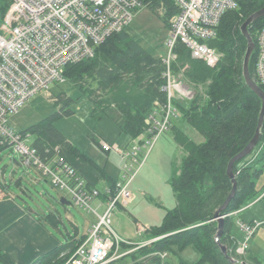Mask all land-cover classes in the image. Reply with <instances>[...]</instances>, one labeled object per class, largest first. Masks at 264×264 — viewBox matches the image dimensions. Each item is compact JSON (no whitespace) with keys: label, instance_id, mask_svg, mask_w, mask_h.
<instances>
[{"label":"trees","instance_id":"obj_1","mask_svg":"<svg viewBox=\"0 0 264 264\" xmlns=\"http://www.w3.org/2000/svg\"><path fill=\"white\" fill-rule=\"evenodd\" d=\"M162 1L166 11L161 18L170 27L169 20L178 11L174 0H152L149 8L157 11ZM236 1L238 8L225 12L217 28V36L208 41L210 46L223 54L215 66L194 58L184 43L178 41L175 46L178 57L173 62V71L194 92L191 100H176L175 104L183 119L204 139L198 142L182 131L175 132L176 141L185 151L178 171L171 179L177 203L166 209L160 224L145 228L147 240L156 238L151 243L143 246H140V242L122 243L124 249L137 247L131 254L134 257H147L151 264H170L169 259L162 258L159 252L177 255L190 245L199 255V263L234 264L222 252L220 244L227 245L229 255L239 260L237 248L240 242L232 231L234 217L244 221L239 215L264 193V153L257 155L259 157L256 163L244 161L247 157L237 161L234 166L238 181L237 192L225 210L227 215L224 233L217 240L218 222L214 219V214L233 186L228 175L229 161L255 135L262 108L261 98L245 82L243 61L248 41L241 26L249 15L264 6V0ZM10 4L11 0H0L2 19ZM263 25L264 17L249 26L256 42V49L250 60V73L256 81L257 31ZM127 28L99 44L94 57L67 65L64 73L67 80L92 100L93 117L101 118L109 107L115 106L124 115L120 124L122 131L136 138L146 130V118L155 109L156 101H167V94L162 90L166 83L163 77L165 64L162 55L156 56L150 52L131 36ZM55 97V103L63 102L60 110L21 132L34 137L32 144L45 161L56 165L62 158L86 181L88 190L99 189L100 195L108 200L116 195L119 179L111 177L104 166L74 145L56 127L54 121L58 116L74 112L70 108L74 99L63 92ZM263 139L264 126L259 143ZM7 147H10L8 143L0 142V159L1 152ZM102 179L108 184L107 191L99 188ZM119 207L126 208L123 205ZM235 212L237 213L234 214ZM53 214L47 213L43 218H57ZM134 219L137 221L135 217ZM84 240V236L78 240L72 237L41 255L34 264H65ZM120 258L106 264H118ZM247 259L253 264H264L261 256L250 252ZM0 263L17 264L1 249ZM180 264L189 262L180 258Z\"/></svg>","mask_w":264,"mask_h":264},{"label":"built area","instance_id":"obj_2","mask_svg":"<svg viewBox=\"0 0 264 264\" xmlns=\"http://www.w3.org/2000/svg\"><path fill=\"white\" fill-rule=\"evenodd\" d=\"M174 2L178 11L169 20L171 37L168 50L162 55L165 64L163 77L166 80L162 90L167 94V101H156L155 109L146 118V130L134 138L136 146L125 150L115 146L125 161L119 189L115 196L109 197L103 213L98 211L101 205L93 206L94 200L100 197V190H88L86 181L62 158L56 165L45 161L37 148L27 142L30 134L12 126L10 116L35 94L42 91L50 94L51 84L67 81L64 73L67 65L94 57L99 44L128 27L139 9L149 7L152 0H11L4 16L3 31L0 32V142L8 143L21 154L25 165L37 168L56 187L71 195L76 205L98 217L87 238L65 264H106L123 255L122 243H134L116 233L111 217L119 205L127 207L134 200L135 191L131 185L146 164L158 138L171 127L178 113L175 101L194 96L193 90L172 68L178 57L175 51L177 42L184 43L194 58L202 59L210 66H215L223 55L208 41L217 36V28L225 12L238 8V2ZM157 8L163 13L166 11L163 1ZM257 47L256 77L257 82L264 86V25L257 31ZM100 143L105 150L113 148L105 140ZM146 146L148 149L144 152ZM257 146L256 156L264 153V139ZM262 225L264 220H255L251 224L238 220V226L246 234V241L239 243L237 252L245 251L247 240ZM145 228L139 226V232L143 233ZM155 239L143 241L140 246ZM159 255L166 258L169 254L163 251Z\"/></svg>","mask_w":264,"mask_h":264},{"label":"rangeland","instance_id":"obj_3","mask_svg":"<svg viewBox=\"0 0 264 264\" xmlns=\"http://www.w3.org/2000/svg\"><path fill=\"white\" fill-rule=\"evenodd\" d=\"M163 12L160 8H157V11H153L149 7H142L127 28L132 37L137 39L156 56L165 55L168 50V40L171 37L169 27L164 24L161 18L164 14ZM3 24L4 20L0 16V32L3 31ZM199 89H201V86H199ZM62 92L74 99L70 105V108L74 112L69 115L58 116L54 121L56 127L74 145L95 156L97 161L103 162L109 158L111 161H115V166H122L125 159H122V155L118 149L125 150L127 147L131 149L137 145V140L127 132L122 131L120 127L124 117L122 111L115 106H111L103 113L101 118L97 119L93 117L91 114L93 108L92 100L70 80L63 83L51 84L50 94L42 91L32 96L17 113L10 116L12 126L18 130L26 129L51 114H55L63 105V102H60V104L55 103V95ZM189 100L191 99H177L179 102ZM174 118L183 122L180 111H178L177 117ZM179 126L187 134H192V136L198 135L197 139H203L199 138L203 136L189 123L183 122ZM97 131L103 132L108 140L107 142L113 147L110 156H108L109 153L102 151L97 144V140L100 138ZM26 140L29 144H32L34 137L31 136L26 138ZM145 141L147 142L148 139L146 138ZM147 149L146 146L143 148V151L145 152ZM151 150L146 164L141 168L131 185L133 188L134 186L138 188L140 192L144 190L146 194L140 193L139 195H135L132 203L125 209L118 206L114 209L111 217L112 226L116 233L123 238L132 239L134 242L147 241L144 232H139V225L151 226L160 224L166 209L173 207L176 202L171 179L181 162L183 154L180 153L181 147L174 138L173 130L169 128L163 132ZM256 153H258V146L254 148L244 161L251 160V162L256 163L259 157L256 156ZM21 159V154L11 147H7L1 152L0 182L6 181L13 191L19 192L17 183L22 178L24 185L28 188V194L22 195L19 192L20 196L36 212L44 214V211L46 213L52 211L60 217V230L63 232L61 235L64 242L69 237L68 232L75 233L74 224L78 225L80 231L84 233L89 224L98 220L97 215L76 205L71 195L56 187L48 177L40 178L36 168L20 163ZM28 169H30V172ZM110 170L116 174L114 167ZM145 178L148 181L145 182ZM262 181H264V174ZM99 187L101 189L105 188L103 183ZM64 196L67 197L70 203L66 204L62 202V197ZM262 196L247 206L239 216L247 220H251L252 218L264 220V197L261 199ZM156 201L161 205L156 204ZM98 203L99 199H95L93 206L96 207ZM104 210L105 208L101 207L98 211L103 213ZM134 215L139 218L141 224L135 221ZM237 218L236 216L234 217L232 231L240 243H244L246 241V234L238 227ZM130 251L132 252L133 250L122 247L121 253L123 255L119 259L118 264H150L147 257H134ZM128 252L130 253L127 254ZM248 252L261 256L264 259V225L247 240L245 251L242 253L238 252L240 261H247L249 264H253L251 260L247 259ZM198 257V253L190 245L184 250L179 251L177 255L169 254L166 259H169L170 264H180V258L186 260L189 264H208L199 263Z\"/></svg>","mask_w":264,"mask_h":264},{"label":"crops","instance_id":"obj_4","mask_svg":"<svg viewBox=\"0 0 264 264\" xmlns=\"http://www.w3.org/2000/svg\"><path fill=\"white\" fill-rule=\"evenodd\" d=\"M178 111H180V110L178 109ZM175 117H177V115ZM183 122H186V121L183 119ZM183 122L180 121L179 119L173 118L170 129H172L174 132V138H175V132H177V131H182V132L186 133L179 126L181 123L183 124ZM97 132L100 135L99 140H97V144L100 146L102 151L109 153L108 156H110V152L112 149L105 150V149H103V147L100 143L101 140H105L106 142L108 140L106 139L103 132H101V131L100 132L97 131ZM193 134H196V133H193ZM187 135H189L190 137H192L194 140H196L198 142H201L204 139L203 137H199V138H203V139H197L198 135H195V136H192V134L191 135L187 134ZM180 147H181L180 153H182L184 155L185 151L181 145H180ZM86 152L95 161H97L95 156H93L88 151H86ZM182 157H181V159H182ZM97 162L107 169V171L111 177H113L114 179L120 178V175L122 173V166H115V161H111L108 158L103 162H100V161H97ZM20 163H23L22 159H21ZM180 163H179V165H180ZM179 165L177 166V168L179 167ZM113 167L115 168L116 174H114L110 170V169H113ZM177 168H176V172L178 171ZM36 170H38V169L36 168ZM28 171L30 172V169H28ZM176 172H174V173H176ZM38 173H39L40 178L46 177V176H43L39 170H38ZM146 181H148V180L145 178V182ZM143 182H144V180H143ZM101 183L104 184L105 188L104 189H101L100 187L99 188L102 191H107L108 184H107L106 180L102 179L100 184ZM17 184L19 186L18 191L21 192L22 195H27L28 194V188L26 185H24L22 178H20L18 180ZM144 185H145V183H144ZM133 189L135 191V195H139L140 193L146 194V192H144V190L140 192L138 190V188H136L135 186ZM19 192L13 191L11 186H9L6 181L0 182V249L3 252H5L17 264H34V262L41 255H43L44 253L54 249L55 247L61 245L64 242L63 237L61 235V234H63V232L60 230L61 219L56 213H54L52 211H50V213H54L53 215L57 216V218L53 217L56 220L53 218H49V219L43 218V215H47V213L45 211H44V214L36 212V210L32 206H30L24 200V198H22V196H20ZM161 195H163V194L161 193ZM64 197L67 199L66 196H64ZM263 197H264V195H263ZM97 199H99L98 205H101V207L106 208L107 198L102 197L100 195V197H98ZM176 203L177 202H175V204ZM156 204H160V203L156 201ZM134 217L137 219L136 222L138 224H141V221L139 220V218L136 217L135 215H134ZM241 219H243L246 222H249L251 220H256V218H252L251 220H247V219L242 218V217H241ZM94 223L95 222H92L91 224H89L86 227V230L84 233H82L80 231L78 225L74 224L75 233L72 234V233L68 232L69 233L68 239L75 237L76 240H78L79 238H81L83 236L86 239L87 236L89 235L90 229ZM141 226L147 227V225H141ZM126 239H128V238H126ZM130 240H132V239H130ZM137 242H139V241H137ZM140 243H142V242H140ZM136 248L137 247H133V248H130V250H135ZM150 264H151V262H150Z\"/></svg>","mask_w":264,"mask_h":264},{"label":"water","instance_id":"obj_5","mask_svg":"<svg viewBox=\"0 0 264 264\" xmlns=\"http://www.w3.org/2000/svg\"><path fill=\"white\" fill-rule=\"evenodd\" d=\"M262 17H264V6L256 10L255 12H253L251 15H249L241 26V31L248 41L247 50H246L244 61H243V74H244L245 82L250 87V89L253 90L261 98L262 108H261L259 122L256 128L255 135L253 136L251 141L248 143V145L229 161L228 175L231 178L233 186H232V190L230 194L228 195L224 203L215 211V214H214V219L218 222V231L216 235L217 240H219L222 234L224 233L225 221H226V215H227L225 213V210L228 208L231 200L233 199V197L236 195V192H237L238 181L236 178V174L234 172L235 163L247 157L254 150V148L259 143L262 129L264 126V88L252 77L250 73V60H251L254 50L256 49V42L254 41L250 33V30H249V26L253 22L259 20ZM62 202L66 204L70 203V201H68L65 197L62 198ZM220 247H221L222 252L227 257H229L230 260L234 264H249L247 261H240L230 256L227 245L220 244Z\"/></svg>","mask_w":264,"mask_h":264}]
</instances>
